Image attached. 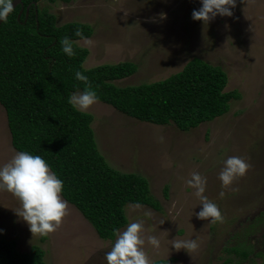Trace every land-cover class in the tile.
I'll list each match as a JSON object with an SVG mask.
<instances>
[{
  "label": "rangeland",
  "instance_id": "rangeland-1",
  "mask_svg": "<svg viewBox=\"0 0 264 264\" xmlns=\"http://www.w3.org/2000/svg\"><path fill=\"white\" fill-rule=\"evenodd\" d=\"M39 5L57 16L58 25L79 21L93 27L87 41H77L89 49L85 67L128 60L138 64L132 76L115 81L118 85L165 79L193 57L225 69L226 90H238L241 98L225 115L188 131L135 119L100 100L86 111L95 115L96 139L110 164L146 176L163 206L160 211L148 205L126 207L128 223L143 224V247L151 260L222 264L232 258L239 264H264V0H236L232 16L217 15L209 22L192 19L199 0H42ZM15 151L0 103V164ZM228 156H241L251 167L222 188L219 173ZM194 172L206 178L203 195L219 205L222 220L195 215L202 205L187 183ZM19 208L17 198L0 190V239L15 240L20 252L39 245L47 264H107L104 254L116 238H101L74 204L67 202L62 223L45 239L30 231L15 212ZM150 235L158 237V248L147 242ZM189 239L198 240L197 249L171 246L173 240ZM233 246L250 253L244 258L228 250Z\"/></svg>",
  "mask_w": 264,
  "mask_h": 264
},
{
  "label": "trees",
  "instance_id": "trees-1",
  "mask_svg": "<svg viewBox=\"0 0 264 264\" xmlns=\"http://www.w3.org/2000/svg\"><path fill=\"white\" fill-rule=\"evenodd\" d=\"M40 1L23 0L21 16L20 4L0 26V103L6 110L11 143L18 151L41 155L63 180L64 199L82 212L101 238L114 240L128 224L127 205H148L159 211L163 206L146 176L119 170L107 160L96 139L95 115L68 103L73 92L85 87L75 79V72L88 76L99 100L118 111L183 131L225 115L241 93L226 90L228 74L221 65L200 57L165 79L118 85L115 81L132 76L138 64L128 60L85 67L89 49L77 43L82 38L76 31L88 38L93 27L79 21L58 25L57 16L42 8ZM64 36L74 42L72 57L61 50L59 40ZM165 195L169 196L168 185ZM228 250L244 258L250 253L240 246ZM44 255L39 245L22 253L15 240L0 239V264H47ZM222 264L239 262L227 258Z\"/></svg>",
  "mask_w": 264,
  "mask_h": 264
},
{
  "label": "clouds",
  "instance_id": "clouds-1",
  "mask_svg": "<svg viewBox=\"0 0 264 264\" xmlns=\"http://www.w3.org/2000/svg\"><path fill=\"white\" fill-rule=\"evenodd\" d=\"M199 3L200 7L192 10V19L209 22L217 15L232 16V7L235 6L236 0H199ZM13 9V0H0V23L7 22ZM76 35L86 41L88 39L79 29ZM59 43L62 52L68 57L75 55L74 42L70 37L64 36ZM75 79L84 82L85 87L73 92L68 97V103L77 111H86L99 100V96L84 73L76 71ZM250 167L245 158L228 156L223 160L219 173L222 188L229 187L238 177L245 176ZM187 183L195 189V195L201 201L199 205H202V208L195 213L197 218H210L212 222L222 220L219 205L203 195L206 178L194 172ZM63 187V180L52 171L41 155L24 150L15 151L7 162L0 164V190L7 191L18 199L20 208L15 212L27 222L32 233L47 235L60 226L67 210V201L62 197ZM219 195L223 198L225 193L221 191ZM142 230L143 224L140 221H132L123 231H118L111 249L104 254L107 264H155L143 247L145 239L141 235ZM3 231L0 229V232ZM147 242L153 247L160 246V241L155 235L148 236ZM171 246L176 250L189 251L197 249L199 245L197 239H189L173 240Z\"/></svg>",
  "mask_w": 264,
  "mask_h": 264
},
{
  "label": "water",
  "instance_id": "water-1",
  "mask_svg": "<svg viewBox=\"0 0 264 264\" xmlns=\"http://www.w3.org/2000/svg\"><path fill=\"white\" fill-rule=\"evenodd\" d=\"M22 5V9L19 13V17L21 16L23 10H24V7H23V0H13V6H14V9L18 6V5ZM13 9V10H14ZM28 13H29V7L27 8V16H28ZM2 23H0V26H1Z\"/></svg>",
  "mask_w": 264,
  "mask_h": 264
}]
</instances>
